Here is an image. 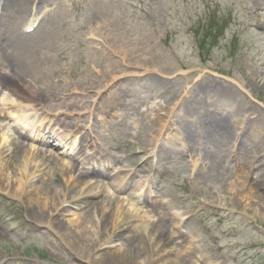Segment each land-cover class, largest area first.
Here are the masks:
<instances>
[{
  "label": "rangeland",
  "instance_id": "374dc122",
  "mask_svg": "<svg viewBox=\"0 0 264 264\" xmlns=\"http://www.w3.org/2000/svg\"><path fill=\"white\" fill-rule=\"evenodd\" d=\"M50 1L54 0L41 1L42 7L47 6ZM255 1L259 3L255 5ZM70 2H74L75 6L72 7L70 3L66 12L56 13L54 16V27L62 29L63 37L55 40L50 37L40 43H48L50 61H53L57 68V71L51 74V87L56 88V92L53 94L50 91L52 97H49V91L48 94L44 92L42 79L33 86L36 94L31 96L28 103L48 108L65 104L63 109L58 110L67 111L75 118H79L76 113L80 114L81 122L86 121L83 122L84 126H89L87 123L95 120L97 127L93 136L99 145L94 150L101 151L108 163L113 161L111 165L114 166L110 167L113 174L116 173V167L117 171L118 168L124 172L131 171L130 174L133 173L137 179L148 176L159 190V199L171 202L173 213L186 221L189 234H177L179 231L172 229L175 228V221L170 215L163 218L160 214L146 211V207L135 206L125 194L126 189L118 194L115 188L104 186L99 188L100 193L97 196H94L95 192H91L92 195L80 200L68 197L65 205L67 214L52 217H49L51 208L46 210V196H42L43 205L46 206L39 209L29 202L27 197L17 196L16 192L9 193L7 190L3 200L0 199V212L3 214L0 213V264H156L157 262L153 263L155 259L158 264H195L200 262L202 257L207 264H264V205L258 199L260 195L264 198V189L253 181L251 188L235 185L236 179L232 176L236 175L235 170L239 169L240 165L234 166L233 161L237 157L232 153L231 140H226L229 150H223V155L228 162L231 161L232 166L218 185H215V180L205 175L207 172L200 167L205 163L202 155L198 156L193 152L189 154L190 160L199 159L197 166H194V162L186 164L184 160L166 167L163 163L160 164L168 143L165 142L166 139L174 136H177L178 140L183 139V135L178 134L179 131L184 129L183 134L186 137L188 129L201 126V123L213 116L223 122L229 131L234 127L233 132L241 134V130L237 131L235 128L236 114L254 120L253 129L247 133L250 134L249 139L256 143L262 141L254 154L259 159L257 161L264 164V0ZM37 3L33 9L38 8ZM25 18L27 20V16ZM94 26L104 31V42L100 39L94 43L86 41V36L92 34L90 28ZM49 31L47 26L42 37L48 36ZM125 53L128 54L123 63ZM115 74L120 77L130 76L120 87L136 88L137 93H141V90L157 91L158 94L146 93V101H143L145 104H153L155 108H145L146 111L142 112L144 114L123 112L121 120L108 119L107 123H101L100 118L109 110V100L123 93L122 90H114L115 86V93H111L113 90L101 93L99 104L94 105L93 112L89 113L91 109L83 108L81 103L94 97ZM206 78L214 79L221 85H230L243 101L236 106L232 102L213 101L209 97V104L202 108L199 117H191L188 120L181 110V105L192 98L195 83ZM149 81L154 84L150 86ZM74 83L78 90L75 89ZM64 85L65 87L61 88ZM61 92L63 94L58 96ZM63 96L65 99L62 100ZM129 97L125 96L130 103ZM68 104L70 106H67ZM137 105L138 101L135 100L128 106L129 109H134L138 108ZM166 107L174 108V111L164 135V122H160L158 127L150 131L146 124L149 120L165 115L166 112L160 109ZM7 110L9 108H5V111ZM25 111L28 113L29 110ZM121 112L120 110L119 113ZM112 123L116 126L108 128ZM237 125L241 129L242 125ZM146 130L149 135L147 138ZM6 131L8 132L6 127L0 128L1 135ZM151 138L155 141L161 139L166 144L155 148V144H149ZM58 151L62 155L56 153L57 156L46 161L43 166L47 167L50 173H37L26 186L29 191L34 192L37 188L39 190V181L45 179L48 185H43L48 195L51 196L53 191L55 192L57 185L62 187L64 193H71L68 188L73 172H69L64 166V162H67L64 158L66 150ZM176 151L179 155L182 154L180 147H177ZM204 151H207V148ZM15 166L16 163L13 162L11 169ZM61 168L66 171H58ZM152 169H155V172H152ZM256 177L260 181L257 175ZM87 179L89 176L76 180L72 185L81 190ZM51 181L55 182L53 188L49 187ZM93 181L99 183L98 180L92 179L91 183L94 185L88 189L90 191L94 188L96 190L97 185ZM84 190L88 191L85 188ZM114 194L120 198L113 199ZM108 197H112L114 205L112 207L111 204L105 203L109 207L106 211L118 205L120 209L116 210L117 215L129 212L136 217L126 221L125 234L119 240L110 243L109 233L99 236L100 243L103 244L101 250L94 253L93 260L85 259L84 254L78 255L76 250L68 246L70 241L62 235L60 227H67L66 221L86 213L92 226V234L95 233V225L100 217L107 215L103 207L97 206ZM6 198L16 203H10ZM216 212L226 216L227 220L219 221ZM165 219H168L170 224ZM55 221H60V224L54 225ZM156 221L165 232L158 240L164 241L165 244L149 261L145 250H140L132 241L130 243L133 248L126 243L136 229L141 233L139 227L143 222L148 224ZM181 227L184 230V226ZM13 228L18 230L13 231ZM110 228L113 229L111 224ZM118 232H121V229ZM228 242L231 245L222 249V245ZM117 250L122 251L121 255L114 254ZM185 250L190 255L182 257ZM111 254L114 257L110 256ZM103 255H108V261L102 260Z\"/></svg>",
  "mask_w": 264,
  "mask_h": 264
},
{
  "label": "bare ground",
  "instance_id": "6f19581e",
  "mask_svg": "<svg viewBox=\"0 0 264 264\" xmlns=\"http://www.w3.org/2000/svg\"><path fill=\"white\" fill-rule=\"evenodd\" d=\"M39 1H45V0H38ZM37 0H8L7 1V7L11 11H13V18L14 21L18 17H22L24 19L28 13H30V8L32 9L34 5L36 4ZM259 3V1H255V5ZM32 12L30 15H32ZM37 13L34 12V14ZM49 23V19L46 20L39 29L34 32L33 34L29 35L30 38L23 37L19 40H13L12 37H9L4 43L0 42V66L6 65V64H14L15 68L14 72L12 73V76H17L19 79L12 78L10 80L11 84L14 86L13 89L10 90L12 95H17L20 98V104H17L18 106L15 107L16 113H22L25 115V110L29 107L28 104H24V101H22V97H24L25 92L22 91L23 89L27 88L31 92L32 96L34 97L35 92L32 90V86L35 85L37 82L41 81L42 79V86H45L44 92L48 87H51L52 84V77L51 74H54V71H57L53 63L50 62V60L47 58L48 55H46L45 51L48 52V49L45 47L48 43H45L41 45L40 43L45 41L47 38L42 37L41 32L43 31V27L47 26ZM44 25V26H43ZM94 30L100 32L98 34L103 35L101 32L102 29L99 27H95ZM92 30V31H94ZM53 33V34H52ZM50 34V37H60L61 31L57 30L56 35L54 30ZM107 33V32H105ZM49 37V38H50ZM9 41V42H7ZM6 45L10 50H13V55H8V51L6 53V48H2L3 45ZM53 50V47H52ZM30 52V53H29ZM128 53L123 54L122 62L125 63V56ZM23 56V59L21 60ZM52 72H50V70ZM10 75V73H9ZM31 78V79H29ZM118 78L114 77L112 78L108 84L104 85V91H108L111 86H113L114 82H116ZM120 79V78H119ZM33 81V82H32ZM154 82L149 81V85L152 86ZM23 86V89L21 88ZM118 90H127L125 87H119ZM148 92L152 90H146ZM4 100L8 101L9 103L13 104L16 102L12 97L11 94H7V92L4 93ZM3 94V95H4ZM134 96V95H133ZM3 97V96H2ZM120 97V95H117V98ZM212 98L213 101H222V102H232L233 104H236V106H239L243 99L240 95L234 91V89L230 85L220 84L214 79H204L199 80L195 83V86L192 89V98L184 103L182 106V111L192 117H199L198 110L201 108H204L209 104L208 98ZM238 97L240 99H238ZM116 98V99H117ZM97 100L93 101V103H96ZM227 103V102H226ZM229 104V103H228ZM168 113L170 110H167ZM215 120L218 121L216 117H214ZM23 120V119H20ZM213 120V123L217 122ZM165 119L159 118V119H153L149 120V122L146 124L149 130H154L156 127H158L160 122H164ZM23 122V121H21ZM213 125L212 123H209ZM208 124V125H209ZM215 126V125H214ZM209 133H214V129L212 126H208ZM158 130V129H157ZM215 130L217 132V135L212 136L208 134L207 136V142L208 144L213 148L215 146V149L212 151L210 155L208 156L206 162L204 165L200 166L203 168L207 173L205 175H208L212 178V180H215V185H218L224 178L225 173L227 170H229V166L226 163V159H218L216 156V152L221 150L222 147V138L224 129L220 128L218 126H215ZM222 131V132H221ZM147 135V130H146ZM5 136V135H4ZM2 137V140L0 142V145L3 143V145L0 146V191L7 192L9 190V193L16 192L17 196L27 197L28 201L31 203H34L35 206H37L39 209L42 208V199L43 195L46 196L48 203L46 206V210L51 208V212L49 213V217H52L54 215H63L67 214V198L73 197L77 198V200H80L82 195L87 194L85 193L84 188L79 190L75 185H72L74 181L80 179L81 177L74 176L72 174L70 183L71 193L68 195V193H64L61 186H55V192L53 191V194L50 196L46 192V187L44 185H48L45 179H42L40 182L39 190L37 188L36 191H29L26 187L29 183L32 182V180L35 178V175L37 173L44 172L42 175H47L50 172L48 171L47 167L45 166L46 161H48L51 158H48L47 156L40 154L38 152H30L27 148L24 147L23 144H21L18 141H14L8 145L9 137ZM149 137V135L146 136V138ZM195 138H198V134L195 135V133H189L188 139L191 141H194ZM157 141V140H156ZM154 139L151 138L149 140V144L153 145L156 142ZM237 147H239V153L238 158H244L245 163H251L253 150L256 149V145H259L262 143V141H259L256 143L255 141L249 139L247 143H244L243 139L239 137L237 140ZM251 143V144H250ZM13 147V149L9 148L8 150H12L13 153L10 157L4 158L5 152L1 150V147L7 146ZM251 146V147H248ZM7 150V151H8ZM247 159V161L245 160ZM13 162L16 163V166L11 169L13 166ZM71 163L64 162V166L66 169L72 173V169L70 167ZM252 165V164H251ZM257 166V164H253L252 167ZM66 169L61 168L58 171H62L64 173V170ZM202 169V172H203ZM259 171V170H258ZM244 172V171H243ZM245 173V172H244ZM258 178L261 180V182L264 183V173L258 172ZM19 178V180H18ZM41 180V179H40ZM243 182V177L240 176L236 179V184ZM44 184V185H43ZM235 184V185H236ZM55 182H50L49 187H54ZM122 185V184H120ZM5 186V187H4ZM90 186L85 189H89ZM64 193V194H63ZM89 193V192H88ZM62 196V198H60ZM113 199H116L113 197ZM112 197H109L108 201L105 202L109 205H114ZM112 200V201H111ZM104 202L99 203L102 209L106 212L107 215L100 217V220L98 224H96V232L92 234L91 231V224L88 221V217L86 213L84 214H78L75 218L69 219V221H66L68 224L67 227H60L62 228V235L67 238L70 242V247L79 255L80 253L84 254L85 259L93 260L95 252H99L103 246V244L100 243V237L103 236V233H109V242L119 240L122 238V235L125 234L124 232V225H126V221H129V219H133L136 216H134L132 213L126 212L121 213L117 215V213L114 211L115 208H112V210L106 211L109 209L107 205H105ZM264 205V203H263ZM44 206V207H45ZM120 207L117 208V211H119ZM129 216H125V215ZM136 220V219H135ZM137 221V220H136ZM123 223V224H121ZM161 223V222H160ZM160 223H157L156 225L150 224V226H147L145 229H143L142 235L139 234V232L135 231V233L132 235V237L128 240V243H126L127 246L130 248H133L131 246V241L136 243L138 245V248L140 250H145L144 252L147 253V260H152V257L154 258L157 252H160L164 246V241L158 240L160 239V235L163 233L162 228H160ZM54 225L58 226L60 224V221L53 222ZM109 224V225H108ZM110 224L113 226V229L110 228ZM107 225V226H106ZM109 226V227H108ZM121 229V232H118V230ZM148 234V235H147ZM148 236V237H147ZM152 246V247H151ZM74 247V248H73ZM122 253L121 250H117L114 254L119 255ZM185 253H189L187 251L182 252V255ZM121 255V254H120ZM108 255H103L101 258L105 261L107 260L106 257ZM110 256L114 257L113 254ZM146 256V255H145ZM95 259V258H94ZM113 261V258H111ZM108 261V260H107ZM157 262V263H156ZM153 263L158 264L157 259L154 260Z\"/></svg>",
  "mask_w": 264,
  "mask_h": 264
}]
</instances>
